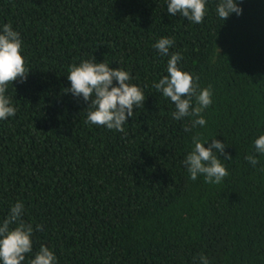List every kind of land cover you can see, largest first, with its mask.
<instances>
[{
	"label": "trees",
	"instance_id": "trees-1",
	"mask_svg": "<svg viewBox=\"0 0 264 264\" xmlns=\"http://www.w3.org/2000/svg\"><path fill=\"white\" fill-rule=\"evenodd\" d=\"M239 2L243 14L224 21L219 0H206L196 24L170 15L167 0H0V27L20 33L29 71L8 83L16 114L0 120V223L19 201L34 229L23 264L41 245L56 264H264V154L254 144L264 135V0ZM164 37L178 67L211 88L203 127L174 119L153 86L168 74L170 54L154 47ZM83 60L120 67L142 89L124 132L86 123L90 102L67 91L69 67ZM193 135L227 145L221 183L190 178Z\"/></svg>",
	"mask_w": 264,
	"mask_h": 264
},
{
	"label": "clouds",
	"instance_id": "clouds-1",
	"mask_svg": "<svg viewBox=\"0 0 264 264\" xmlns=\"http://www.w3.org/2000/svg\"><path fill=\"white\" fill-rule=\"evenodd\" d=\"M167 12L175 16L179 14L188 21L201 24L206 14V0H167ZM219 18L224 21L233 13L243 14L239 0H219L216 7ZM174 40L164 37L159 39L154 47L160 54L169 55V49ZM182 55L171 53L167 64V75L154 83L155 89L168 98L174 105L172 116L176 120L192 117L191 127H203L207 121L203 112L212 104L211 88L200 89L193 76L178 67ZM68 80L71 88L67 91L76 97H82L90 102L87 110L86 123L106 126L110 130L124 132V125L134 114V106H141L145 100L142 89L130 83L132 77L122 68H111L107 62L83 60L69 67ZM25 60L22 55V40L20 33L13 30L11 24L0 27V120L15 116L16 108L11 99L6 96L9 82L27 79ZM198 80V78H196ZM114 81L118 82L114 84ZM185 131H190L185 127ZM193 148L186 155L184 165L190 178L195 181L203 175L205 182L219 184L228 175L226 167L221 162L231 160L225 153L227 145L213 138L209 147H205L199 135L192 137ZM257 153L264 154V135L254 141ZM215 149L216 151H213ZM245 159L255 167L256 156L248 155ZM24 205L15 203L6 219L0 223V262L2 264H23L26 254L33 251V226L23 219ZM15 225V227H11ZM36 231H42L43 225H36ZM200 264H209L206 256L201 255ZM30 264H56L55 253L47 246L41 245Z\"/></svg>",
	"mask_w": 264,
	"mask_h": 264
}]
</instances>
